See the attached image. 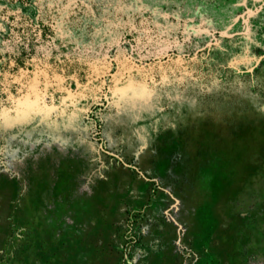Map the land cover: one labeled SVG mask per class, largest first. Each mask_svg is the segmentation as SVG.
I'll use <instances>...</instances> for the list:
<instances>
[{"label":"rangeland","instance_id":"obj_1","mask_svg":"<svg viewBox=\"0 0 264 264\" xmlns=\"http://www.w3.org/2000/svg\"><path fill=\"white\" fill-rule=\"evenodd\" d=\"M49 6L0 0V264H264V0Z\"/></svg>","mask_w":264,"mask_h":264},{"label":"crops","instance_id":"obj_2","mask_svg":"<svg viewBox=\"0 0 264 264\" xmlns=\"http://www.w3.org/2000/svg\"><path fill=\"white\" fill-rule=\"evenodd\" d=\"M64 1L69 8H64ZM107 3L108 0H49V11L54 17L53 23H106ZM57 12L58 20L55 19ZM61 74L66 73L63 71Z\"/></svg>","mask_w":264,"mask_h":264},{"label":"water","instance_id":"obj_3","mask_svg":"<svg viewBox=\"0 0 264 264\" xmlns=\"http://www.w3.org/2000/svg\"><path fill=\"white\" fill-rule=\"evenodd\" d=\"M253 13H254L253 11H249V14H253ZM221 34H222V33H221ZM222 35H224V34H222ZM224 36H225V35H224ZM263 58H264V54L260 55L259 58H258L257 61H256L255 66L258 65L259 62H260ZM253 69H254V67H251V68H250V71H252Z\"/></svg>","mask_w":264,"mask_h":264},{"label":"trees","instance_id":"obj_4","mask_svg":"<svg viewBox=\"0 0 264 264\" xmlns=\"http://www.w3.org/2000/svg\"><path fill=\"white\" fill-rule=\"evenodd\" d=\"M29 1H31V0H29ZM29 6H31V4ZM28 9H29V7H22L23 11L28 10Z\"/></svg>","mask_w":264,"mask_h":264},{"label":"flooded vegetation","instance_id":"obj_5","mask_svg":"<svg viewBox=\"0 0 264 264\" xmlns=\"http://www.w3.org/2000/svg\"><path fill=\"white\" fill-rule=\"evenodd\" d=\"M20 7H21V9H22V7H25V6H23V5L21 4V6H20ZM22 11H23V10H22ZM243 21H244V20H243ZM220 34H221V33H220ZM221 35H222V34H221Z\"/></svg>","mask_w":264,"mask_h":264}]
</instances>
